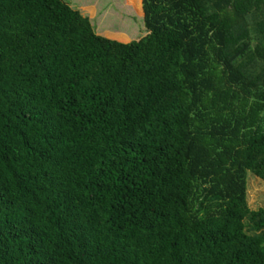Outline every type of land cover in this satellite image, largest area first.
Instances as JSON below:
<instances>
[{"label":"trees","instance_id":"trees-1","mask_svg":"<svg viewBox=\"0 0 264 264\" xmlns=\"http://www.w3.org/2000/svg\"><path fill=\"white\" fill-rule=\"evenodd\" d=\"M142 8L0 0V264H264V0Z\"/></svg>","mask_w":264,"mask_h":264},{"label":"rangeland","instance_id":"rangeland-1","mask_svg":"<svg viewBox=\"0 0 264 264\" xmlns=\"http://www.w3.org/2000/svg\"><path fill=\"white\" fill-rule=\"evenodd\" d=\"M82 16L89 18L96 33L120 44L145 37L147 30L143 0H65ZM246 201L251 212L264 208V180L247 172Z\"/></svg>","mask_w":264,"mask_h":264}]
</instances>
